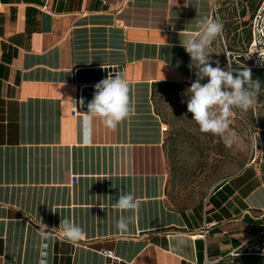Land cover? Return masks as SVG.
I'll return each instance as SVG.
<instances>
[{"label":"crops","instance_id":"obj_1","mask_svg":"<svg viewBox=\"0 0 264 264\" xmlns=\"http://www.w3.org/2000/svg\"><path fill=\"white\" fill-rule=\"evenodd\" d=\"M41 6L0 0V264H39L43 224L47 264H211L215 252L232 255L263 234L243 220L264 226V182L249 168L190 211L166 201L168 129L154 96L196 80L180 39L213 19L210 0ZM93 67L119 68L134 110L115 130L95 120L85 144L81 95L97 83H77L75 73ZM129 192L140 207L121 213L114 205ZM121 214L135 217L125 233L115 226ZM65 218L86 233L75 245L60 237Z\"/></svg>","mask_w":264,"mask_h":264},{"label":"rangeland","instance_id":"obj_2","mask_svg":"<svg viewBox=\"0 0 264 264\" xmlns=\"http://www.w3.org/2000/svg\"><path fill=\"white\" fill-rule=\"evenodd\" d=\"M222 2L224 1H218V5ZM239 11L240 9H237V13ZM246 11L243 20H248L251 14L248 7ZM231 14L225 13L224 16L229 20ZM221 18L219 12L218 21L223 25ZM236 22L238 19L234 24ZM234 24L229 28L231 29ZM230 29L226 30L229 32L228 35L222 30L221 35L207 49L213 67H216L215 61H219L220 66L227 65L225 47L228 51L233 50L236 53L241 51V42L233 43L229 38L232 36ZM245 30H239L241 39L244 38ZM235 61L232 63L240 64L238 59ZM190 86L180 85L171 90L160 87L154 96L155 107L168 129L166 150L169 173L166 201L174 209L189 211L203 205L216 185L235 175L246 165L264 177V91L262 96L258 92L255 104L249 111L234 110L229 130L234 142L231 147H226L220 136L202 133L192 120V114L187 111L189 99L187 89ZM260 242L264 240L256 238L244 246L252 253L259 249ZM235 252L233 254H236ZM233 254L211 264H242L241 260L236 259L240 256L235 257Z\"/></svg>","mask_w":264,"mask_h":264},{"label":"clouds","instance_id":"obj_3","mask_svg":"<svg viewBox=\"0 0 264 264\" xmlns=\"http://www.w3.org/2000/svg\"><path fill=\"white\" fill-rule=\"evenodd\" d=\"M261 27L264 28V23ZM197 28L196 33H190L184 39H180L181 46L190 56L189 68L196 69L197 77L187 89L189 96L187 111L192 114V120L202 133L220 136L225 146L231 147L234 138L229 134L232 123L230 118L234 110L247 112L254 106L260 82L258 80L252 82L253 75L247 67L243 71L233 73L222 69L219 61H215L216 67L212 66L207 49L221 35L222 23L216 19L204 18L197 22ZM255 52L264 60V52L259 50H253L247 56L250 57ZM205 78H208V82L202 84L201 81ZM94 87L93 99L87 104L88 110L81 118L85 144L91 142L95 120L98 119L106 128L115 130L134 110L130 103L129 84L120 73H116L114 77L109 74ZM83 103L81 100V106ZM114 207L121 213L128 211L135 213L140 207V201L133 193H124L119 195ZM134 219V216L126 217L121 214L115 226L119 232L125 233L129 230V224L134 223ZM46 228L47 226L43 224L39 233L41 240L39 264H47L45 249L48 244L45 241L50 235L44 230ZM59 229L63 238L73 245L83 240L86 235L82 227L67 218L61 220ZM177 240L181 244L184 243L182 237L178 236Z\"/></svg>","mask_w":264,"mask_h":264},{"label":"trees","instance_id":"obj_4","mask_svg":"<svg viewBox=\"0 0 264 264\" xmlns=\"http://www.w3.org/2000/svg\"><path fill=\"white\" fill-rule=\"evenodd\" d=\"M224 2H222L221 4L218 5V13L220 12V14L222 15V22H223V25H225V28L223 29L225 32L226 30L229 31V27L230 25L234 24V21H237L238 19V22H236L234 24V26H232V28L230 29L231 30V33H232V36L229 37L233 43L235 42H241V51L246 47V45L249 43V38H250V22H251V18H252V15H253V12L256 10L259 2L261 0H223ZM221 5V6H220ZM246 7H248L250 9V12L251 14L249 15L248 17V20H243L246 16ZM237 9H240L239 13H237ZM231 12V19L228 20V18H226L224 15L225 13H229ZM239 19H242V21H239ZM244 30L246 29L245 31H243V35H244V38H240V31L239 30ZM227 35L229 34V32H226ZM233 51V50H231ZM245 68L242 67V66H239L235 63H231V66H230V71H232L233 73H236L238 71H243ZM256 71V72H255ZM252 82L255 83L256 80H258L260 82V85H259V92H260V96H262V93L264 91V70H252ZM169 86L167 85H164L162 86V88H167ZM168 90H171L170 88H167ZM245 169H248L249 166H245L243 167ZM253 174L255 173V170L254 168L250 167L249 168ZM260 178L262 179V181L264 182V177L260 176ZM257 180V178H256ZM256 180L255 181H252V184H251V187L253 188L255 183H256ZM227 187L226 184H224L222 186V188H225ZM251 188V189H252ZM217 191V190H216ZM212 199V196H210L208 198V201L206 202V205L211 201ZM222 201H226V197L222 198ZM221 205V204H219ZM201 209H203L202 207H200ZM220 209H223V208H220ZM207 209L204 210V214L207 213ZM244 222L249 225L251 228H252V231L254 234H257L258 232H262L264 231V226H261L258 227L256 226V220H253L252 218H249V217H244L243 218ZM256 238L258 239H261V240H264V233L263 234H260L259 236H257ZM255 238V239H256ZM261 246L259 247V249L255 252H252V253H249L248 252V248L246 246H242L241 248H239L235 253L236 254H233V255H236L235 257H238L240 256V258H236V259H239L242 261V264H264V242H260ZM214 256H217V257H221L220 259H223L228 255V251H218V252H215L213 254ZM220 261V260H219Z\"/></svg>","mask_w":264,"mask_h":264},{"label":"built area","instance_id":"obj_5","mask_svg":"<svg viewBox=\"0 0 264 264\" xmlns=\"http://www.w3.org/2000/svg\"><path fill=\"white\" fill-rule=\"evenodd\" d=\"M42 1V9H46L47 3L49 0H41ZM102 3H106V0H100ZM211 9H212V18L218 20V1L210 0ZM264 23V0H261L253 12L251 22H250V38L249 43L246 47L236 53L233 51H228L225 47V52L227 56V65L230 68L232 61L236 62L235 59H238L240 62V66L247 67L251 70H264V60L259 56L258 52L252 53L250 57L247 54H250L253 50H259L264 52V28L261 27V24ZM73 113H76V110H73ZM166 126L164 130H166ZM248 166V165H246ZM76 178H72V182H75ZM63 238V236H60ZM106 255L110 256L114 261H118L116 257L112 255V253L108 252Z\"/></svg>","mask_w":264,"mask_h":264},{"label":"water","instance_id":"obj_6","mask_svg":"<svg viewBox=\"0 0 264 264\" xmlns=\"http://www.w3.org/2000/svg\"><path fill=\"white\" fill-rule=\"evenodd\" d=\"M116 71V72H115ZM119 72V68L114 70L111 67H93V68H81L75 73V80L77 83H98L101 80L112 74L113 77ZM95 92V87L84 88L81 95V100H83V106L81 109H87V104L93 99Z\"/></svg>","mask_w":264,"mask_h":264}]
</instances>
